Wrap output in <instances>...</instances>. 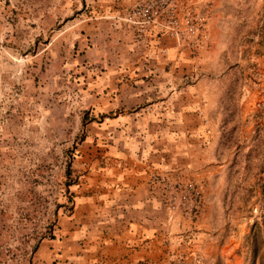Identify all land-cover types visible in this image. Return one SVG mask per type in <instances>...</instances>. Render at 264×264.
Returning a JSON list of instances; mask_svg holds the SVG:
<instances>
[{"label": "crops", "instance_id": "0c3cea01", "mask_svg": "<svg viewBox=\"0 0 264 264\" xmlns=\"http://www.w3.org/2000/svg\"><path fill=\"white\" fill-rule=\"evenodd\" d=\"M190 1L207 16L210 34L197 56L156 27L137 36L123 19L136 0H104L105 20L89 17V39L106 45L89 137L106 147L76 160L72 212L40 240L30 264H244L221 212L225 166L212 145L224 89L212 81L231 51L226 34L243 18L235 9L248 4L210 0L209 9L205 0ZM188 181L201 190L200 209L172 215L170 190Z\"/></svg>", "mask_w": 264, "mask_h": 264}, {"label": "rangeland", "instance_id": "374dc122", "mask_svg": "<svg viewBox=\"0 0 264 264\" xmlns=\"http://www.w3.org/2000/svg\"><path fill=\"white\" fill-rule=\"evenodd\" d=\"M103 3L1 0L0 264H30L72 212L76 160L106 147L89 137L106 45L89 39L86 25L105 20ZM246 3L235 9L243 18L226 34L231 51L212 81L224 89L212 156L224 162L221 212L243 263L264 264V0Z\"/></svg>", "mask_w": 264, "mask_h": 264}, {"label": "built area", "instance_id": "2783aa9c", "mask_svg": "<svg viewBox=\"0 0 264 264\" xmlns=\"http://www.w3.org/2000/svg\"><path fill=\"white\" fill-rule=\"evenodd\" d=\"M205 4L210 9L211 1L205 0ZM123 19L134 28L137 36L150 27L158 28L175 40L180 51L187 50L192 56H197L210 39L207 16L201 13L196 2L190 0H136ZM161 53L167 52L163 48ZM201 198V190L194 182H178L170 190L168 209L172 215H195L200 209Z\"/></svg>", "mask_w": 264, "mask_h": 264}, {"label": "trees", "instance_id": "16d2710c", "mask_svg": "<svg viewBox=\"0 0 264 264\" xmlns=\"http://www.w3.org/2000/svg\"><path fill=\"white\" fill-rule=\"evenodd\" d=\"M260 179V178H259ZM261 192H262V194L264 193V186L262 185V187H261Z\"/></svg>", "mask_w": 264, "mask_h": 264}]
</instances>
